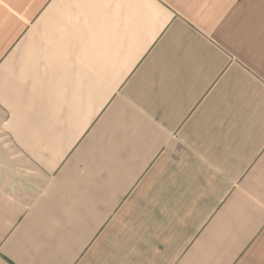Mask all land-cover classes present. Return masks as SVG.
I'll return each mask as SVG.
<instances>
[{"label":"crops","instance_id":"1","mask_svg":"<svg viewBox=\"0 0 264 264\" xmlns=\"http://www.w3.org/2000/svg\"><path fill=\"white\" fill-rule=\"evenodd\" d=\"M0 264H264V0H0Z\"/></svg>","mask_w":264,"mask_h":264}]
</instances>
